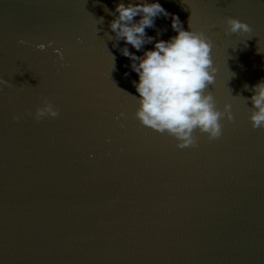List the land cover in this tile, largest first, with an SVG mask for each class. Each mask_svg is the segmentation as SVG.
<instances>
[{"label":"water","instance_id":"water-1","mask_svg":"<svg viewBox=\"0 0 264 264\" xmlns=\"http://www.w3.org/2000/svg\"><path fill=\"white\" fill-rule=\"evenodd\" d=\"M120 2L0 0V264H264V128L244 88L264 79V0H158L212 39L208 91L235 116L184 149L135 116L119 49L154 42L107 39ZM228 16L253 31L225 34ZM145 31L177 34L172 15ZM43 97L59 116L34 118Z\"/></svg>","mask_w":264,"mask_h":264},{"label":"clouds","instance_id":"clouds-1","mask_svg":"<svg viewBox=\"0 0 264 264\" xmlns=\"http://www.w3.org/2000/svg\"><path fill=\"white\" fill-rule=\"evenodd\" d=\"M105 11L115 17L110 22L115 37L105 33L108 40L117 42L114 47L124 40L126 45L130 44L139 51L146 43L154 42V48L145 50L142 56L130 52L127 46L119 49L122 55L130 58L131 68L139 76L138 82L133 81L139 96H132L138 104L135 116L141 125L174 137L180 149L197 146V130L207 134L209 140L220 138L223 134L222 120L226 116L233 121L235 116L230 103L221 110L213 93L208 91L209 85L215 83L218 71L211 55L212 39L203 30L193 28L191 16L189 29L185 30L179 16L168 13L158 0H131L127 5L121 0L114 13L107 6ZM160 15H172V28L177 34L168 40H156L145 31L155 27V18ZM137 16H140L138 21L135 19ZM99 20L102 23L103 17ZM223 23L227 35L253 31L251 25L237 17L228 16ZM157 35H160L159 30ZM20 43L26 45L29 41L21 39ZM52 43L49 41L48 45ZM47 46L44 43L36 45L41 51ZM109 53L114 68L115 56ZM60 57L63 59L62 52ZM8 84V80L0 78V85ZM244 88L253 92L250 98L253 106L249 109L252 127L264 128V79L251 88L247 84ZM59 114L54 102L43 97L35 109L34 118L39 121L45 117L56 118ZM13 119L19 120L20 116L14 114Z\"/></svg>","mask_w":264,"mask_h":264}]
</instances>
